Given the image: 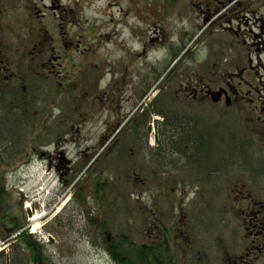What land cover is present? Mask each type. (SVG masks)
Masks as SVG:
<instances>
[{
    "label": "rangeland",
    "instance_id": "1",
    "mask_svg": "<svg viewBox=\"0 0 264 264\" xmlns=\"http://www.w3.org/2000/svg\"><path fill=\"white\" fill-rule=\"evenodd\" d=\"M207 5L211 14H203ZM51 6L64 20L48 11L37 17L38 9L29 15L21 10L12 23L8 18L0 25L11 45L12 86H24L29 101L0 123V177L8 192L0 230L19 227L7 240L0 238V264H7L12 251L8 262L16 264L21 255L10 249L16 242L25 246L21 236L27 234L52 264H116L95 222L105 221V239L123 236L139 246L152 205L167 214L176 199L186 198L194 220L198 207L203 217L232 218L231 138L233 131L244 133L250 101L212 107L194 99L192 87H226L234 65L251 49L258 58L244 76L252 77L262 98L264 43L254 38V44L248 33L253 16H264V0H59ZM26 44L29 52L42 45L46 52L23 58ZM47 49L60 57L47 60ZM150 102L169 112L185 111L188 118L200 112L203 121L214 118L217 139L230 158L219 160L221 171L213 176L201 168L202 190L183 194L138 186V174L148 177L147 183L160 182L165 172L183 174L179 160L164 164L151 156L146 127L139 137L132 131L130 123ZM51 162L57 166L52 170ZM108 179L110 186L97 195V183ZM221 230L225 233L206 234V243L220 234L229 237L227 227L221 224Z\"/></svg>",
    "mask_w": 264,
    "mask_h": 264
},
{
    "label": "flooded vegetation",
    "instance_id": "2",
    "mask_svg": "<svg viewBox=\"0 0 264 264\" xmlns=\"http://www.w3.org/2000/svg\"><path fill=\"white\" fill-rule=\"evenodd\" d=\"M56 1L59 0H0V25L4 23L6 26L8 18L12 23L13 17L20 15L21 10L25 12L24 14L29 15L30 11L34 9H38L34 13L37 17L40 15H38L39 12H43L41 15L47 16L48 14L45 12L48 11L55 13L53 17L61 21L62 13H58L57 10L50 11L54 9L51 5ZM60 7L61 5L57 6V8ZM206 7L203 14H211L212 10L208 5ZM200 9L203 10V7ZM206 11L208 12L206 13ZM255 11L250 10V13L255 14ZM253 17L255 20L250 27L251 33H248V37L254 44L256 42L264 43V16L259 17L255 14ZM254 30H259L260 33H256ZM254 38H256V42L253 41ZM252 42L249 44L250 46ZM21 49L23 58L35 53V50L28 51V44L22 46ZM45 52L46 48L42 45L36 53L44 55ZM47 53L49 61L52 58L56 60L60 57L53 55L54 50L48 51L47 49ZM11 54V45L9 46L0 34L1 124L11 120L14 110H24L27 104L14 106V103L19 105V103L27 101L28 93L24 86L13 89L12 81L15 76ZM257 56L256 53L252 54L251 49L250 51L248 49L244 61H240L238 56H234L233 59H237L241 65H234L235 70L231 73V79L226 82V87H192V97L212 107L225 105V108L229 109L233 106H243L242 103L246 99L251 103L245 104L248 108L244 133L236 134V131H233L231 138L232 181L229 186L230 184L232 186V218L224 215L203 217L201 207H198V213L194 220L188 210L186 198L171 200V204L166 210L168 215L165 212H159L157 207L152 205L151 214L146 215L145 220L146 227H148L146 229L147 236L141 244L150 246L153 264H264V94L262 98H258L260 89L255 86L252 77L247 79L244 76L247 69H254L255 66L252 63L257 61ZM47 57L48 55H45L44 58ZM42 65L44 67L45 64ZM258 67L261 68L260 65ZM55 75L60 76V73L57 72ZM3 83L5 84L3 85ZM156 98L155 96L154 99L156 100ZM151 103L153 102H150V105ZM151 108H146V110L143 108L138 116H135L133 122L130 123L133 125L132 131L139 137L142 129L144 130L146 127L148 134H144L143 137L151 144V147H148L151 156L158 159L159 162L170 159L179 160L178 168L182 169L183 174L172 177L165 172L160 182L149 183H147L148 177H140L138 174V180H140L138 186L145 190L148 184L152 185V190L181 191L183 194L187 191L202 190L205 183L199 172L202 171L201 168L203 167L204 172L213 176L216 172L221 171L219 160L230 158L221 149L214 128L216 123L214 118L203 121L201 119L204 117L203 112L198 114L199 117L194 116L197 118H188L190 115L182 110L169 112L164 108L152 105ZM214 113L215 111H212L211 117L214 116ZM151 115L152 123L149 122ZM142 116L148 117L144 119L146 124L143 126L139 123ZM48 157L51 158L50 155ZM167 162L164 161V164ZM56 167L54 162L50 163L51 170ZM190 171L195 173L189 174ZM216 187L212 185L213 189ZM221 224L228 228L229 237L223 239L220 234L216 238L219 240L218 242L212 240L210 243H206V234H208L207 237H214L218 231L225 233L224 230H221ZM8 229L0 234V238L6 236L5 239H8L7 234L10 233L12 227ZM203 233L204 235H202ZM15 244V248L10 250L16 249V254L21 255L16 264H36L28 246L25 244V246H21L20 242ZM18 245L20 246L18 247ZM12 254H8V261ZM1 255L3 254L0 251ZM158 257L160 260L165 259L160 262ZM8 261L7 264H10Z\"/></svg>",
    "mask_w": 264,
    "mask_h": 264
},
{
    "label": "trees",
    "instance_id": "3",
    "mask_svg": "<svg viewBox=\"0 0 264 264\" xmlns=\"http://www.w3.org/2000/svg\"><path fill=\"white\" fill-rule=\"evenodd\" d=\"M14 87L22 88V86H14ZM26 102L28 103L29 101L27 100ZM22 104H23L22 102L19 103V105ZM147 118L142 116L141 120H139V123L142 124V126L145 125L146 121H144V119ZM110 184H111V180L109 179L108 181L98 182L97 185L95 186V193L98 195L99 190H104L105 186H110ZM7 194L8 192H6L5 190V183L2 181L0 177V219H4L8 214L7 211L1 212L3 205L6 204L5 201H7V196H8ZM79 199L81 201L82 198ZM95 223H96L97 233L103 235L102 239L104 240L105 244H103L102 246L109 253L110 257L116 264H153L154 263L153 260L151 259L152 251L149 245L148 246L144 244H140L139 246L134 245L136 242L134 241L131 242L130 240H127V238L123 236H119L118 238L112 240H108L107 237L106 240L104 238V231L105 232L107 231L105 229L106 227L105 221L101 220V222L97 221ZM18 228L19 227L16 226L12 228L11 231L14 232V230L16 231ZM6 229L8 228H5V231ZM106 233L108 234V231ZM21 237H23L22 240L24 241V244L28 246V248H30L32 257L34 258L36 264H52L51 259L47 257L46 254L44 253L43 246L37 242L32 243L31 235L27 234ZM163 259L165 258H162V260H160L158 257V261L160 262H162Z\"/></svg>",
    "mask_w": 264,
    "mask_h": 264
},
{
    "label": "bare ground",
    "instance_id": "4",
    "mask_svg": "<svg viewBox=\"0 0 264 264\" xmlns=\"http://www.w3.org/2000/svg\"><path fill=\"white\" fill-rule=\"evenodd\" d=\"M45 253V252H44Z\"/></svg>",
    "mask_w": 264,
    "mask_h": 264
}]
</instances>
